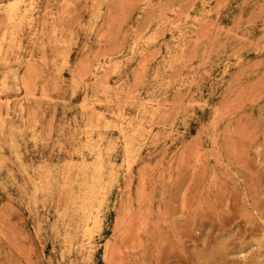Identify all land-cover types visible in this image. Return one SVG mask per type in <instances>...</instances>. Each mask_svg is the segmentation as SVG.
I'll use <instances>...</instances> for the list:
<instances>
[{
	"label": "rangeland",
	"instance_id": "374dc122",
	"mask_svg": "<svg viewBox=\"0 0 264 264\" xmlns=\"http://www.w3.org/2000/svg\"><path fill=\"white\" fill-rule=\"evenodd\" d=\"M0 264H264V0H0Z\"/></svg>",
	"mask_w": 264,
	"mask_h": 264
}]
</instances>
